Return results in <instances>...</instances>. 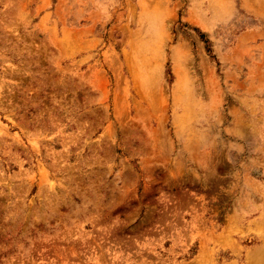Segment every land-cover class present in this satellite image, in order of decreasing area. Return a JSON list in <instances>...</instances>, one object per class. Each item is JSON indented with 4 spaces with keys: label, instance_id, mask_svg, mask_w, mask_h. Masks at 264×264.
I'll return each mask as SVG.
<instances>
[{
    "label": "rangeland",
    "instance_id": "obj_1",
    "mask_svg": "<svg viewBox=\"0 0 264 264\" xmlns=\"http://www.w3.org/2000/svg\"><path fill=\"white\" fill-rule=\"evenodd\" d=\"M0 264H264V0H0Z\"/></svg>",
    "mask_w": 264,
    "mask_h": 264
}]
</instances>
